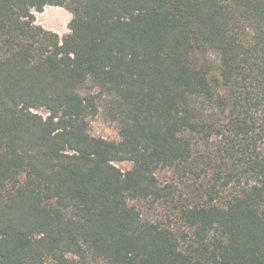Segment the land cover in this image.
Returning <instances> with one entry per match:
<instances>
[{
	"label": "trees",
	"instance_id": "16d2710c",
	"mask_svg": "<svg viewBox=\"0 0 264 264\" xmlns=\"http://www.w3.org/2000/svg\"><path fill=\"white\" fill-rule=\"evenodd\" d=\"M0 264H264V0H0Z\"/></svg>",
	"mask_w": 264,
	"mask_h": 264
},
{
	"label": "rangeland",
	"instance_id": "374dc122",
	"mask_svg": "<svg viewBox=\"0 0 264 264\" xmlns=\"http://www.w3.org/2000/svg\"><path fill=\"white\" fill-rule=\"evenodd\" d=\"M67 9L59 8L55 5H47L45 10L42 12L34 11L35 13V22L44 26L47 29L56 31L62 37L70 31L69 29V18ZM42 113L45 114V111L42 110ZM91 132L93 135L105 137L108 139H119V132L116 126V123L108 118H106L103 109L91 116L90 118ZM122 169H129L132 167V163L129 161H123L117 163ZM164 176L165 173H162Z\"/></svg>",
	"mask_w": 264,
	"mask_h": 264
},
{
	"label": "crops",
	"instance_id": "0c3cea01",
	"mask_svg": "<svg viewBox=\"0 0 264 264\" xmlns=\"http://www.w3.org/2000/svg\"><path fill=\"white\" fill-rule=\"evenodd\" d=\"M57 7H59V8H63V7H61V6H57ZM66 14H68V18H69V20L72 18V14L68 11Z\"/></svg>",
	"mask_w": 264,
	"mask_h": 264
}]
</instances>
